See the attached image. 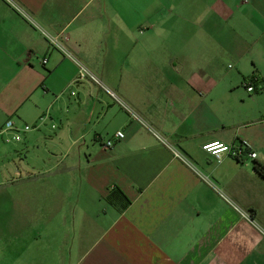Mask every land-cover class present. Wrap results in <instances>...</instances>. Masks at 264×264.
I'll list each match as a JSON object with an SVG mask.
<instances>
[{
  "label": "crops",
  "instance_id": "0c3cea01",
  "mask_svg": "<svg viewBox=\"0 0 264 264\" xmlns=\"http://www.w3.org/2000/svg\"><path fill=\"white\" fill-rule=\"evenodd\" d=\"M15 1L41 29L0 0V126H37L15 146L26 206L38 202L22 231H38L42 264H264V115L229 95L253 74L264 91V0ZM226 21L261 28L250 74ZM43 31L67 36L141 120L93 81L75 82L78 65ZM228 56L238 71L223 66ZM244 140L252 163L203 149Z\"/></svg>",
  "mask_w": 264,
  "mask_h": 264
},
{
  "label": "rangeland",
  "instance_id": "374dc122",
  "mask_svg": "<svg viewBox=\"0 0 264 264\" xmlns=\"http://www.w3.org/2000/svg\"><path fill=\"white\" fill-rule=\"evenodd\" d=\"M233 24L237 27L229 21L223 22L222 35L230 38L228 39L231 43H227V46L232 45V48L235 41H238L236 45L239 57L240 54H244V57L247 58L243 65L246 66L245 72L248 71L250 74L253 71L252 62L254 59L258 62L261 61L262 45L255 41L259 37L257 33L261 28L243 26L234 22ZM236 31L242 35V38L236 35ZM254 43L255 45L250 51L251 44ZM225 45L226 42H223V46ZM223 66L232 72L240 69L239 61L233 56H228L224 60ZM242 81H236L235 89L229 92V95L241 109L261 117V112L264 115V91L250 93ZM260 85L259 83V89ZM248 162L252 163L253 161L249 159ZM24 179H26V172L22 169L20 147L13 144L2 146L0 148V264H42L41 259L45 248L38 238H34L38 231H31V239L29 237L28 239L22 231V223H25V220L21 219L22 213L26 210L25 215L31 216L32 209L36 213L38 207V202L33 201L27 208L25 203L27 181Z\"/></svg>",
  "mask_w": 264,
  "mask_h": 264
},
{
  "label": "built area",
  "instance_id": "2783aa9c",
  "mask_svg": "<svg viewBox=\"0 0 264 264\" xmlns=\"http://www.w3.org/2000/svg\"><path fill=\"white\" fill-rule=\"evenodd\" d=\"M15 11L21 14L26 20H28L31 24H33L36 28H40L39 24L33 19V17L15 0H5ZM41 29V28H40ZM46 38L49 41L51 47L60 50L65 54V56L71 58L73 61L76 62L78 65V75L75 82L82 81V80H91L94 83L98 84L102 87L120 106L125 109L133 119L141 120L140 116L133 110L131 106H129L125 101H123L120 96L113 90L109 89L101 79L93 74L84 64H82L75 56L69 52L63 43V40H67V36L60 37L59 35H50L47 32L43 31ZM63 39V40H62ZM43 63L47 62V59L44 58L42 60ZM246 87L249 92H254L256 87L252 81L246 82ZM37 126L23 123L20 124L14 118H8L1 126H0V148L5 145H18L20 144L23 139L25 138L26 133L29 131L36 129ZM157 136L161 138L158 134ZM124 138V132L122 130H118L115 133V136L112 138L107 139L102 143V148L104 150H108L113 147L115 142L119 139ZM163 140V138H161ZM166 144L167 142L163 140ZM173 148V147H171ZM203 149L206 150L208 153L213 155L219 162L222 161L224 155H228L236 160H242L245 157H249L251 159H256L258 156L257 151L253 149V144L248 140H244L238 144H226L220 141H212L207 142L203 145ZM174 153L182 157L183 156L176 151L174 148Z\"/></svg>",
  "mask_w": 264,
  "mask_h": 264
},
{
  "label": "trees",
  "instance_id": "16d2710c",
  "mask_svg": "<svg viewBox=\"0 0 264 264\" xmlns=\"http://www.w3.org/2000/svg\"><path fill=\"white\" fill-rule=\"evenodd\" d=\"M247 80H250L252 81L255 85L258 83V78H257V75L256 74H253L251 75ZM245 80V85H246V81ZM237 161H240V160H237ZM256 163V168H257V171L259 172V174L261 175L262 178H264V164L259 162L258 160L255 161Z\"/></svg>",
  "mask_w": 264,
  "mask_h": 264
}]
</instances>
